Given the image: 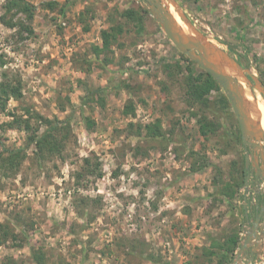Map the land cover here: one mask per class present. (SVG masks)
Returning a JSON list of instances; mask_svg holds the SVG:
<instances>
[{
    "label": "rangeland",
    "instance_id": "374dc122",
    "mask_svg": "<svg viewBox=\"0 0 264 264\" xmlns=\"http://www.w3.org/2000/svg\"><path fill=\"white\" fill-rule=\"evenodd\" d=\"M10 1L0 0V84L21 82L23 96L0 106V141L9 148L28 141L26 131L8 125L13 112L68 118L71 132L61 156L42 161L27 147L14 172L0 158V224L2 233L13 232L0 245V262L215 264L217 257L201 255L212 238L238 231L241 242L255 218L246 221L243 208L252 189L237 117L230 103L219 102L222 88L210 92L205 107L191 101L186 55L150 13L141 26L122 15L141 10L142 2L26 0L34 6L29 20L16 7L7 9ZM176 1L210 42L250 70L248 96L253 107H264L252 79L264 85V0ZM114 24L123 32L96 56L102 30ZM97 87L104 90L88 98ZM130 102L133 111L125 113ZM203 118L213 124L207 134L200 130ZM31 124L40 121L33 117ZM155 125L158 135L148 128ZM241 176L234 198L218 194L220 180ZM33 249L44 255L42 263Z\"/></svg>",
    "mask_w": 264,
    "mask_h": 264
},
{
    "label": "trees",
    "instance_id": "16d2710c",
    "mask_svg": "<svg viewBox=\"0 0 264 264\" xmlns=\"http://www.w3.org/2000/svg\"><path fill=\"white\" fill-rule=\"evenodd\" d=\"M52 6V4H50ZM12 7H16L18 11L25 14L29 20L33 18V8L32 4L27 2L26 0H11L7 5V9H11ZM122 15L131 23L135 25H143L144 19L146 16H150L149 11L142 7L140 9H136L134 7L127 8L122 12ZM22 23V22H21ZM23 24V23H22ZM20 25V24H19ZM21 26V25H20ZM22 29L28 30L29 32H33L30 26L24 25L21 26ZM88 29V27L86 28ZM123 32L122 26L112 25L109 28L102 30V45H96L93 47L94 54L96 56H100L102 53L108 52L111 50L113 43L118 39L119 34ZM182 56L185 57L184 54ZM186 60L190 65L195 64V62L191 61L187 56ZM108 61V60H107ZM178 64H176L177 66ZM189 65V72L185 76V82L188 87V94L190 96L191 101L199 102L202 106H206L209 103V94L212 90H220V85L216 82V80L205 70L200 68V71L197 73L191 66ZM166 68H171L170 64L165 65ZM92 89V88H91ZM88 98L93 99L92 97L95 94H100L104 89L97 87L93 88ZM0 106L2 108L6 107V104L11 96L19 99L23 96L22 84L21 82H11V81H3L0 84ZM86 96L83 97V103H85ZM100 101L104 104V98L100 97ZM192 102V103H193ZM220 103L223 104V107H229L230 102L224 93L221 94ZM133 111V104L130 102L126 109L125 113H129ZM26 112L29 114L30 110L27 109ZM13 120L8 123L11 127H18L23 129L28 133V141L25 146H20L19 148H9L7 145L0 141L2 154H0V158L3 160V165L6 169L15 171L18 170L23 159L27 156V147H33V151L35 156L44 160L47 157H51L54 155H62L65 149V141L70 136V123L69 119H50L45 118L41 115L32 116L31 113L29 115H17L15 112L12 114ZM35 117L38 121H40V125L34 128L31 124L32 118ZM84 120L87 123V127L89 129L93 128L95 125V121L92 117L84 115ZM41 123H44L45 128L41 131ZM200 130L203 134H207L211 132L213 129V124L208 122L206 119L200 120ZM155 134L160 133V127L155 125L148 127ZM41 131V132H40ZM242 173V172H241ZM243 176L240 179L233 178L234 182H223L220 180V184L218 186V194L222 195L226 199H232L238 193L239 186L242 185ZM222 185V186H221ZM4 228V224H0V245L4 244L12 231H5L2 233ZM16 234H13L12 237H15ZM240 235L238 231H234L229 235L224 236V238L214 237L212 238L211 243L207 246H203L201 249V255L209 259L211 262L215 261V257H217L215 264H230L234 258L235 252L239 246ZM133 247H136L134 245ZM44 255L36 252L34 249L32 250V257L35 261L42 263L44 261ZM149 259L155 260V254H149ZM0 264H21L18 260L9 257L6 261H1Z\"/></svg>",
    "mask_w": 264,
    "mask_h": 264
},
{
    "label": "water",
    "instance_id": "95a60500",
    "mask_svg": "<svg viewBox=\"0 0 264 264\" xmlns=\"http://www.w3.org/2000/svg\"><path fill=\"white\" fill-rule=\"evenodd\" d=\"M149 11L151 16L160 24L161 28L176 48L191 61L208 72L223 89L233 112L237 117L243 144L246 150V167L248 168L249 152L254 156L255 151L264 155V128L261 126V114L254 112L257 106L252 105L245 83L252 85L247 77L250 70L245 68L231 53L210 42L207 36L181 10L176 0H139ZM175 8L177 14L186 24L184 30L177 22L171 10ZM254 86L264 95V85L258 78L252 76ZM258 165V164H256ZM260 175V173H258ZM246 185L250 186V176L246 178ZM259 186V181H258ZM261 190V189H259ZM246 217L250 221L249 204L243 205ZM264 204L257 205L256 218L245 229L240 247L231 264H262L260 254H264Z\"/></svg>",
    "mask_w": 264,
    "mask_h": 264
},
{
    "label": "flooded vegetation",
    "instance_id": "af4514ba",
    "mask_svg": "<svg viewBox=\"0 0 264 264\" xmlns=\"http://www.w3.org/2000/svg\"><path fill=\"white\" fill-rule=\"evenodd\" d=\"M247 148L248 147H246L243 144V151H244L243 172L245 173V181H246V178L250 176V185H251L252 191L249 192V198H246V199H248L249 201L248 203L249 209H250L249 217L256 218L257 205L259 204V208H261L262 205L264 204V155L260 151H255L254 156H252L251 153L249 152L250 162L247 168L246 160H245ZM258 173H260V175ZM258 181H259V186H258ZM263 217H264V214L262 218ZM245 219L246 221H248L246 216H245Z\"/></svg>",
    "mask_w": 264,
    "mask_h": 264
},
{
    "label": "bare ground",
    "instance_id": "6f19581e",
    "mask_svg": "<svg viewBox=\"0 0 264 264\" xmlns=\"http://www.w3.org/2000/svg\"><path fill=\"white\" fill-rule=\"evenodd\" d=\"M171 10L173 11L172 7H171ZM175 17H176V20L178 22V24L184 29V30H187V27H186V24L183 22V20L181 19V17L176 14L174 11H173ZM263 100V99H262ZM257 110V112H254L255 115H258V106L257 108H255V111ZM259 111H261V126L264 128V107L262 106V104L260 103L259 104ZM264 259V258H263ZM262 264H264V261L262 262Z\"/></svg>",
    "mask_w": 264,
    "mask_h": 264
},
{
    "label": "built area",
    "instance_id": "2783aa9c",
    "mask_svg": "<svg viewBox=\"0 0 264 264\" xmlns=\"http://www.w3.org/2000/svg\"><path fill=\"white\" fill-rule=\"evenodd\" d=\"M264 258V257H263Z\"/></svg>",
    "mask_w": 264,
    "mask_h": 264
}]
</instances>
